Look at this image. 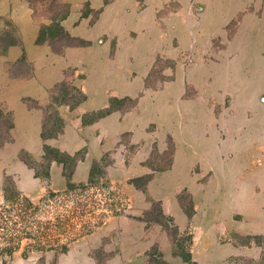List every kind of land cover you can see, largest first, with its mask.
<instances>
[{"label":"crops","instance_id":"crops-1","mask_svg":"<svg viewBox=\"0 0 264 264\" xmlns=\"http://www.w3.org/2000/svg\"><path fill=\"white\" fill-rule=\"evenodd\" d=\"M2 1L0 14L10 11L20 26L23 51L34 69L27 80L5 82L0 60V85H8L0 90V100L12 113L11 140L0 148V182L6 175L18 190L38 191V180L18 152L42 160L43 143L69 155L84 148L73 172L82 180L91 161L114 150L123 136L127 143L148 146L151 133L145 130L153 123L154 135L159 133L160 141L169 136L176 148L172 168L152 180L148 190L160 195L177 223L186 225V216L173 207L176 201L170 196L187 189L193 202L191 225L198 238L209 241L204 249L208 255L216 252L212 248L218 247L213 241L218 232L264 235V23L247 13L228 40L224 30L243 0H172L174 11L161 16L157 9L166 0H65L70 10L60 26L83 43L65 46L59 55L34 44L36 26L27 10H8V2ZM84 3L88 12L80 10ZM180 52L191 54L193 62L186 69L178 62L165 86L146 87L156 57L176 59ZM20 53V46L11 45L4 58L13 61ZM67 68L84 99L70 111L60 104L66 119L62 131L42 141L41 113L25 100L47 101L48 89L66 76ZM185 80L199 97H180ZM212 95L222 100L217 115ZM110 96L136 98L135 107L82 125V115L107 107ZM142 154L143 149L138 156ZM48 179L52 188H63L61 163L50 162ZM238 251L232 243L222 244V259Z\"/></svg>","mask_w":264,"mask_h":264},{"label":"rangeland","instance_id":"rangeland-1","mask_svg":"<svg viewBox=\"0 0 264 264\" xmlns=\"http://www.w3.org/2000/svg\"><path fill=\"white\" fill-rule=\"evenodd\" d=\"M6 1L9 5L8 10L12 7V10H27L29 13L28 18H30L31 21L30 24L36 26V35L33 40L34 44H44L49 53L59 55L65 46L80 42L70 37L69 34L63 30V35L57 36L56 34L41 43L35 42L40 26L48 25L50 23L49 18L52 15L59 16L64 10H66L67 15L70 10V4L65 0H18V3L16 2L17 0ZM108 1L110 0H102L103 4H106ZM14 3H17L18 6H15ZM11 4L13 6H11ZM6 8L7 7H4L2 10H6ZM171 8L172 0L164 1L162 7L157 9L158 16L174 11L171 10ZM80 10H87L86 12H88L90 8L87 3H84ZM235 10L239 11L232 15L224 24L227 40L236 32L239 23L242 22L244 15L247 13L256 16L257 19L253 21L259 22L260 24L264 23V0H243L241 8H236ZM200 11L201 10H196V13ZM18 13V19L21 21L22 13L20 11ZM196 16H198V14ZM19 27L18 23L10 16V11L0 14V60L2 59V70L6 74L5 82H8V80L24 81L33 76L34 68L31 61H28L25 57ZM17 40L20 42L19 45L11 44ZM11 45L20 46L21 53L15 60L8 61L5 60L4 57L7 48ZM22 53L24 59L19 60ZM190 55L191 54L186 52H180L176 59L157 56L145 80V86L150 89H157L168 84V82L172 80L174 68L178 65V62L182 65L183 69H186V66L193 62L189 57ZM64 73L66 76L48 89L47 101L39 103L29 98L25 100L30 108H35L40 111L42 118L41 124L43 121L45 123H50L52 116L55 115L51 106L48 105L51 94L58 95V92H68L67 96L61 102H65L69 111L74 109L75 106L82 101L74 104L77 97L69 98V94L73 92L71 87L78 89L80 94L85 96L80 88L74 84L72 70L67 68ZM5 82L0 85V90H4L8 87ZM180 97L182 99H194V97H199V95L194 89L193 84L191 83L188 85L185 80L184 92ZM112 98L122 100L124 97L117 98L110 96L108 97V103ZM128 98L134 101V103L128 100L123 102L121 100L120 102L113 101L111 103L113 106L111 111L124 112L134 108L136 98ZM210 103L213 105L212 109L214 115H217L218 109H220V111L222 110V100L218 101L215 96L212 95L210 96ZM223 103L226 105V99H224ZM59 105L56 106V111L63 119V128L66 119ZM0 113L1 148L4 144L10 142V129L12 127V113L6 108L2 100H0ZM163 115V119H165L166 115ZM9 125L10 127H8ZM145 131L146 133L148 132V134L151 133L147 138L151 141L148 146L144 147V144H142L143 141L138 143H127L123 136L114 150L101 155L104 158L102 163L104 165L105 177L110 180L113 186L115 184L118 190L125 196V205L121 212L107 217L93 232L73 241L64 253L47 251L42 254L29 253L26 256L16 253L9 259L0 258V264H264V239L255 238L257 236H238L231 232H218L216 238L213 240L218 247L212 248V250H216V252H212V256L208 255L209 252L204 249H207L209 241H207L206 237L204 239L198 238V230L191 225L190 218L193 213V202L186 188H182L174 193V195L171 194L170 196L176 201V205L173 207L175 209L181 208L186 216L188 221L186 225L180 224L181 222L177 223L173 211L169 208L168 212L167 209L163 207V203L159 198L160 195L155 197L152 196L153 194H150L151 191L149 192L148 190V184H150L152 180L158 178L157 176L159 174H162V172L164 173V171H170L172 168L176 145L174 148L173 141L169 136L164 137L163 140L160 141V134L158 133L156 136L153 133V123L148 124ZM6 137L10 139L5 142ZM44 140L45 139H42V141ZM44 144L45 143H43L42 146ZM142 149L143 154L138 156ZM23 152L30 156L26 157L25 160L30 163L32 167H28L25 163L24 164L31 169L32 172H34V169L41 171L39 163H41L42 160H35L29 153ZM136 157H138V159H136ZM80 160L82 159H77L76 162ZM76 162L70 175V181L75 184L85 182L88 175L87 170L86 176L82 180H78L77 176H73ZM62 175L64 177L63 170ZM144 176L147 177L143 187L135 185L132 181L130 182L132 178ZM34 178L38 180V191L35 192L34 190L33 192L28 191L25 193L17 189L14 180L11 179L10 176L3 175L0 182V198L1 187L4 181H7L9 186L33 200H37L47 189L56 191V189L51 187L48 176L46 179ZM60 186H62V180H60ZM64 186L62 187L64 188ZM159 193H161V190ZM225 243H232L233 248L239 249L238 253H233L229 255V257L222 259V244Z\"/></svg>","mask_w":264,"mask_h":264},{"label":"trees","instance_id":"trees-1","mask_svg":"<svg viewBox=\"0 0 264 264\" xmlns=\"http://www.w3.org/2000/svg\"><path fill=\"white\" fill-rule=\"evenodd\" d=\"M65 15L66 10L59 16L52 15L48 25L40 26L35 42L41 43L56 34L63 35L59 22ZM11 44L19 45L20 42L17 40ZM23 59L22 53L19 60ZM71 90L73 92L69 94V98L77 97L74 104L84 99L78 89L71 87ZM67 94L65 91L58 92V95L51 94L48 105L55 115L52 116L50 123L42 122L40 131L42 139L61 131L63 119L57 113L56 106L65 103L61 101ZM120 100L112 98L106 108L83 114L81 124L110 112L113 109L111 103ZM125 100L132 101L128 97L121 101ZM9 139L6 137L5 142ZM42 151V161L39 163L41 171L34 169L33 176L46 179L50 162L61 163L65 186L62 190L47 189L37 200H33L9 186L7 181L3 182L0 198V258L9 259L16 253L22 256L47 251L64 253L73 241L93 232L107 217L121 212L125 205V196L104 175L103 156L91 161L86 181L75 184L70 181V175L76 160L82 159L84 148L72 156L46 144L42 146ZM26 157L30 156L21 150L18 152V158L28 167H32L26 162ZM146 177H135L130 182L143 187ZM255 238L264 239V235Z\"/></svg>","mask_w":264,"mask_h":264},{"label":"water","instance_id":"water-1","mask_svg":"<svg viewBox=\"0 0 264 264\" xmlns=\"http://www.w3.org/2000/svg\"><path fill=\"white\" fill-rule=\"evenodd\" d=\"M261 101L264 102V97H261Z\"/></svg>","mask_w":264,"mask_h":264}]
</instances>
